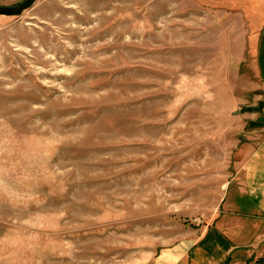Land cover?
Segmentation results:
<instances>
[{
  "label": "rangeland",
  "instance_id": "obj_1",
  "mask_svg": "<svg viewBox=\"0 0 264 264\" xmlns=\"http://www.w3.org/2000/svg\"><path fill=\"white\" fill-rule=\"evenodd\" d=\"M1 19L0 264H155L210 230L264 142L263 4L36 0ZM219 235L188 264H264Z\"/></svg>",
  "mask_w": 264,
  "mask_h": 264
},
{
  "label": "crops",
  "instance_id": "obj_2",
  "mask_svg": "<svg viewBox=\"0 0 264 264\" xmlns=\"http://www.w3.org/2000/svg\"><path fill=\"white\" fill-rule=\"evenodd\" d=\"M257 1L264 6V0ZM234 176L228 183L219 205L220 213L213 220L211 229L199 238L195 236L193 245L161 255V261H155V264H188L190 250L214 229H218L219 236H224L227 241L240 239L243 235L240 244L231 242L229 254L237 250H244L249 255L264 251V142L253 150Z\"/></svg>",
  "mask_w": 264,
  "mask_h": 264
},
{
  "label": "water",
  "instance_id": "obj_3",
  "mask_svg": "<svg viewBox=\"0 0 264 264\" xmlns=\"http://www.w3.org/2000/svg\"><path fill=\"white\" fill-rule=\"evenodd\" d=\"M36 0H24L16 6H0V17H19L22 13L31 8Z\"/></svg>",
  "mask_w": 264,
  "mask_h": 264
},
{
  "label": "trees",
  "instance_id": "obj_4",
  "mask_svg": "<svg viewBox=\"0 0 264 264\" xmlns=\"http://www.w3.org/2000/svg\"><path fill=\"white\" fill-rule=\"evenodd\" d=\"M254 264H259V263L256 262V263H254Z\"/></svg>",
  "mask_w": 264,
  "mask_h": 264
}]
</instances>
